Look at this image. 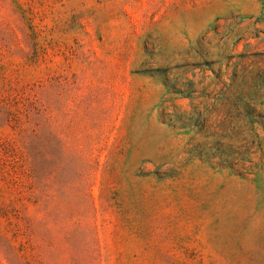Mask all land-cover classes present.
<instances>
[{"label":"rangeland","instance_id":"obj_1","mask_svg":"<svg viewBox=\"0 0 264 264\" xmlns=\"http://www.w3.org/2000/svg\"><path fill=\"white\" fill-rule=\"evenodd\" d=\"M0 264H264V0H0Z\"/></svg>","mask_w":264,"mask_h":264}]
</instances>
